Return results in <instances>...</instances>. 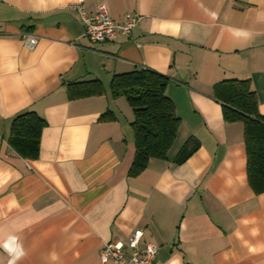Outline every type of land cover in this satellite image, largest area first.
Returning <instances> with one entry per match:
<instances>
[{
	"label": "crops",
	"instance_id": "crops-1",
	"mask_svg": "<svg viewBox=\"0 0 264 264\" xmlns=\"http://www.w3.org/2000/svg\"><path fill=\"white\" fill-rule=\"evenodd\" d=\"M76 1L0 0V264H100L103 243L129 251L137 228L140 246H158L152 264H264L244 124L214 97L217 84L248 80L264 115V0H83L116 22L140 17L99 43L68 8ZM142 67L167 76L180 124L166 159L132 173L133 112L110 83ZM88 81L102 92L80 95ZM24 110L46 123L35 159L7 141ZM190 137L198 148L177 163Z\"/></svg>",
	"mask_w": 264,
	"mask_h": 264
},
{
	"label": "trees",
	"instance_id": "trees-1",
	"mask_svg": "<svg viewBox=\"0 0 264 264\" xmlns=\"http://www.w3.org/2000/svg\"><path fill=\"white\" fill-rule=\"evenodd\" d=\"M78 84L86 85L79 91L80 95L102 92L98 81ZM167 84V76L145 67L112 76L111 93L124 96L133 112L131 126L135 155L132 173L141 171L150 158L166 159L175 140L180 118L165 94ZM214 97L221 102L226 121L243 122L247 179L256 193L264 192V115L257 110L255 92L248 80L230 79L215 86ZM45 124L44 119L32 110L18 112L11 119L7 141L21 157L35 159ZM198 145L194 138H188L175 161L186 160Z\"/></svg>",
	"mask_w": 264,
	"mask_h": 264
},
{
	"label": "built area",
	"instance_id": "built-area-1",
	"mask_svg": "<svg viewBox=\"0 0 264 264\" xmlns=\"http://www.w3.org/2000/svg\"><path fill=\"white\" fill-rule=\"evenodd\" d=\"M80 22L83 24L85 36L91 43H99L113 40L118 35L128 36L140 17L131 13L125 14L121 21H114L104 4H99L93 13H88L83 5V0L68 4ZM30 45L35 44L34 38H27ZM143 230L137 228L129 236L127 247L124 250L122 242H105L98 251L100 264H152L158 251V246L150 242H144L140 246Z\"/></svg>",
	"mask_w": 264,
	"mask_h": 264
}]
</instances>
